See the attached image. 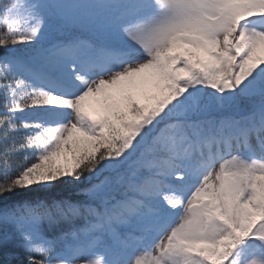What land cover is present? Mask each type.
Returning <instances> with one entry per match:
<instances>
[{
	"label": "snow or ice",
	"instance_id": "6c2138e0",
	"mask_svg": "<svg viewBox=\"0 0 264 264\" xmlns=\"http://www.w3.org/2000/svg\"><path fill=\"white\" fill-rule=\"evenodd\" d=\"M0 264H264V0H0Z\"/></svg>",
	"mask_w": 264,
	"mask_h": 264
},
{
	"label": "trees",
	"instance_id": "16d2710c",
	"mask_svg": "<svg viewBox=\"0 0 264 264\" xmlns=\"http://www.w3.org/2000/svg\"><path fill=\"white\" fill-rule=\"evenodd\" d=\"M5 2H6V0H5Z\"/></svg>",
	"mask_w": 264,
	"mask_h": 264
}]
</instances>
